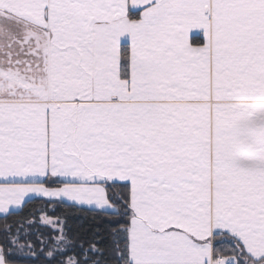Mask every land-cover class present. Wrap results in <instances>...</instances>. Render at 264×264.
<instances>
[{"label":"snow or ice","instance_id":"snow-or-ice-1","mask_svg":"<svg viewBox=\"0 0 264 264\" xmlns=\"http://www.w3.org/2000/svg\"><path fill=\"white\" fill-rule=\"evenodd\" d=\"M12 264H264V0H0V214ZM54 237V238H53ZM66 257V259H65Z\"/></svg>","mask_w":264,"mask_h":264},{"label":"trees","instance_id":"trees-1","mask_svg":"<svg viewBox=\"0 0 264 264\" xmlns=\"http://www.w3.org/2000/svg\"><path fill=\"white\" fill-rule=\"evenodd\" d=\"M53 205H47L46 211H40L45 209V202L42 198H34L32 204L28 209H25L20 215L9 216L4 219V215L0 216V242L4 230L7 226L13 225L19 227V222L23 220L29 210H36L35 216H28V220H38L39 216L47 214L60 218L62 221H66L68 227L71 229L72 235L83 238L87 236L90 229H95L98 223H102L104 220L114 219L115 217H100L99 220L94 219V213L82 211L79 209H72L64 206H56V211L53 212ZM51 230L44 225H39L38 230L29 228L25 222L24 234L27 235V239H21L20 244L26 245L22 250L19 246L15 247V260L12 264H46L47 260L51 259L47 256L45 241ZM54 238V237H53ZM66 259V257H65Z\"/></svg>","mask_w":264,"mask_h":264},{"label":"crops","instance_id":"crops-1","mask_svg":"<svg viewBox=\"0 0 264 264\" xmlns=\"http://www.w3.org/2000/svg\"><path fill=\"white\" fill-rule=\"evenodd\" d=\"M1 215H4V214H0V216H1Z\"/></svg>","mask_w":264,"mask_h":264}]
</instances>
